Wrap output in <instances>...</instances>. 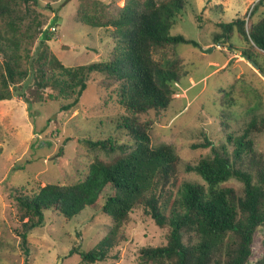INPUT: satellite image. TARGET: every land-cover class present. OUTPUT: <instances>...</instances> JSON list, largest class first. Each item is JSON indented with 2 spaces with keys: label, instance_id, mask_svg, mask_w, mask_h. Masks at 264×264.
<instances>
[{
  "label": "trees",
  "instance_id": "16d2710c",
  "mask_svg": "<svg viewBox=\"0 0 264 264\" xmlns=\"http://www.w3.org/2000/svg\"><path fill=\"white\" fill-rule=\"evenodd\" d=\"M43 1L0 0V101L12 99L21 86L17 94L28 103L61 101L60 110L68 111L80 102L92 74L99 73L108 89L105 103L112 100L117 107L109 122L131 142L122 143L112 134L84 138L87 149L109 159L95 156L76 182L26 184L10 190L24 264H30L29 234L44 223L46 211L63 215L68 222L88 207L101 209L113 224L93 248L70 250L69 255L79 253L77 264L116 259L113 251L126 240L124 226L138 208L168 229L164 244L140 248L139 264H249L256 234L264 229V155L252 138L264 132L263 103L242 130L228 133L223 143L216 145L204 135L205 141L192 145L210 148L209 154L185 167L204 184L182 179V158L171 145L151 144L155 119L150 114L159 118L168 111L181 77L177 63L166 54L180 43L198 47L194 40L171 34L177 17L193 0H129L116 13L106 11L101 0H84L77 8L79 21L92 28L115 27L120 39L107 60L76 66L65 65L51 49L54 32L45 29L48 17L42 10L53 7ZM263 2L254 5L251 16ZM217 6L222 10V4ZM217 26L214 44L229 43L228 48L238 49L264 73V12L249 28L247 16L219 21ZM240 81L220 89L223 108L238 104L234 91ZM31 88L33 92H26ZM223 125L229 129V123ZM232 180L240 187L229 184ZM256 264H264V254Z\"/></svg>",
  "mask_w": 264,
  "mask_h": 264
},
{
  "label": "rangeland",
  "instance_id": "374dc122",
  "mask_svg": "<svg viewBox=\"0 0 264 264\" xmlns=\"http://www.w3.org/2000/svg\"><path fill=\"white\" fill-rule=\"evenodd\" d=\"M101 1L107 4L106 11L116 13L129 0ZM259 1L193 0L177 17L171 30L172 35L181 34L196 41L198 47L180 43L173 51L167 52L169 61L177 63L181 77L168 111L159 118L153 112L150 114L155 119L150 139L153 147L168 144L181 156L179 170L183 180L204 184L199 175L185 170L187 164H195L210 153V148L192 147L205 141L204 135L219 145L226 140L228 133L242 130L253 114L262 108H256L260 101L263 103L260 112L264 113V78L238 49L228 48L229 43L214 44L213 39L220 31L219 21L230 22L238 16H247L249 28L252 21L264 12L263 2L257 13L251 16L252 5ZM48 2L53 9L42 11L48 17L45 29L54 32L49 44L65 65L108 59L120 39L115 27L92 28L80 22L77 8L84 0H45L43 5ZM219 4H222V10L217 8ZM232 41L239 46L242 43L237 39ZM213 46L211 52L202 51ZM155 58L158 60L159 55ZM250 69L257 72L262 81L252 76ZM238 79L241 81L234 91L238 104L223 108L220 89H229ZM104 81V75L93 73L80 102L68 111L60 110L61 101L28 103L17 94L21 86L17 87L12 99L0 101V146L3 148L0 153V264H24L20 238L14 232L17 226L15 208L9 195L12 188L26 184L35 187L38 184L76 182L84 177L95 156L109 159L102 152L87 149L84 138L112 134L122 143L131 142L124 131L117 130L109 122L117 107L112 100L105 103L108 89ZM27 91L33 92V89ZM223 121L229 123V129H225ZM68 137L73 140L67 141ZM252 138L256 149L264 155V132L254 133ZM229 184L238 188L241 185L236 180ZM112 224V219L101 209L88 207L68 222L63 215L46 211L44 223L28 237L30 264H77L80 255L78 252L69 255L70 250L93 248ZM124 232L126 240L113 251L117 258L95 264H139L140 248L164 244L168 229L157 226L142 208H138L131 214ZM253 249L249 264H256L264 254L263 228H259L256 234Z\"/></svg>",
  "mask_w": 264,
  "mask_h": 264
},
{
  "label": "water",
  "instance_id": "95a60500",
  "mask_svg": "<svg viewBox=\"0 0 264 264\" xmlns=\"http://www.w3.org/2000/svg\"><path fill=\"white\" fill-rule=\"evenodd\" d=\"M213 49H214V46L204 49L202 51L211 52ZM247 61L264 78V73L260 72L258 65L253 60H247Z\"/></svg>",
  "mask_w": 264,
  "mask_h": 264
},
{
  "label": "built area",
  "instance_id": "2783aa9c",
  "mask_svg": "<svg viewBox=\"0 0 264 264\" xmlns=\"http://www.w3.org/2000/svg\"><path fill=\"white\" fill-rule=\"evenodd\" d=\"M254 5H255V4H254ZM254 5H252V7H251L250 11L253 9ZM52 29H53V31L55 30V28H54V27H52Z\"/></svg>",
  "mask_w": 264,
  "mask_h": 264
}]
</instances>
